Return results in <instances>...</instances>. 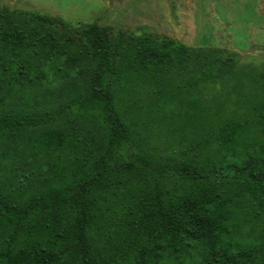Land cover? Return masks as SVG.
<instances>
[{"label":"trees","instance_id":"16d2710c","mask_svg":"<svg viewBox=\"0 0 264 264\" xmlns=\"http://www.w3.org/2000/svg\"><path fill=\"white\" fill-rule=\"evenodd\" d=\"M0 264H264V69L0 5Z\"/></svg>","mask_w":264,"mask_h":264},{"label":"rangeland","instance_id":"374dc122","mask_svg":"<svg viewBox=\"0 0 264 264\" xmlns=\"http://www.w3.org/2000/svg\"><path fill=\"white\" fill-rule=\"evenodd\" d=\"M8 8L218 48L264 69V0H0Z\"/></svg>","mask_w":264,"mask_h":264}]
</instances>
